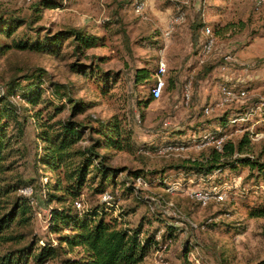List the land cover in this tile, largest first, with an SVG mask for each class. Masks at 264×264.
Returning <instances> with one entry per match:
<instances>
[{
	"label": "rangeland",
	"instance_id": "1",
	"mask_svg": "<svg viewBox=\"0 0 264 264\" xmlns=\"http://www.w3.org/2000/svg\"><path fill=\"white\" fill-rule=\"evenodd\" d=\"M39 1L0 0V12L11 10L24 17H39L34 11ZM53 1L56 7L41 8L35 27L51 31L85 28L104 37L105 45L79 55L67 41L60 56L6 48L0 51V94L5 93L11 77L23 75L31 67H44L51 80L71 86L75 99L92 103L78 119L94 122L117 114L132 128L136 146L158 147L154 151L136 147L132 152L114 150L109 162L124 171L119 179L127 174L124 168L140 169L147 176V182L142 184L131 179L136 189L129 194H125L121 182L107 188L115 194V213L124 209L129 227L143 223L146 233L158 229V239L167 230L173 233L172 240L153 249L144 264H257L264 259V217L249 214L252 207L264 204V171L241 165L237 171L225 169L207 178L174 167L188 160H201L215 144L209 135L215 131L235 141L248 131L253 141L250 152L264 162V0H146L142 14L135 11L134 0ZM199 10L205 27L212 29L215 38L203 62L197 60L202 46H192L189 28ZM179 16L183 20L172 28L171 21ZM24 30L20 28L12 37L0 34V44H11L13 37H19ZM167 31L169 36L165 35ZM201 38L202 44L206 39L202 31ZM161 54L168 63L166 87L170 79L174 87L165 88L161 98L145 107L143 101L150 96L153 82L137 83L135 74L142 67L156 71ZM74 62L118 73L119 81L109 82L102 91L99 83L71 68ZM205 68L207 73L200 78ZM223 85L245 89L247 95L221 103ZM11 100L23 103L15 102L12 96ZM207 106L212 109L210 113L205 112ZM39 107L32 106L30 112L22 109L28 121L19 146L25 149L26 156L20 159L17 169L25 179L33 181L34 189L30 196L34 214L23 230V244L40 239L41 245L57 235L49 229L51 205L43 188L55 176L43 166L39 168L35 161L39 129L31 115ZM68 113L66 110L59 117ZM246 113L243 123L226 127L220 124L222 116ZM171 142L182 149L163 151ZM152 172L155 175H150ZM215 187L222 191L224 200L211 198L203 204L196 199L195 192ZM80 200L86 209L100 202L101 195L94 192L93 186H87ZM29 264L34 263L31 260Z\"/></svg>",
	"mask_w": 264,
	"mask_h": 264
},
{
	"label": "trees",
	"instance_id": "2",
	"mask_svg": "<svg viewBox=\"0 0 264 264\" xmlns=\"http://www.w3.org/2000/svg\"><path fill=\"white\" fill-rule=\"evenodd\" d=\"M43 7L54 8L56 3L53 0H40L34 10L39 17H24L11 10L0 12V34L12 37L20 28H25L19 37H13L11 44H0V51L13 48L60 56L65 43L70 41L75 54L85 55L86 50L105 45L104 37L85 28L51 31L35 27ZM204 27L203 13L199 10L189 26L192 46L198 49L202 45L201 31ZM71 68L99 83L102 91H105L106 84H116L120 77L118 73L105 72L95 65L81 62H74ZM207 70L205 68L199 74L200 78ZM155 74L156 71L147 67L138 68L135 81L154 83ZM7 85L5 93L0 94V264H29L31 260L34 264H144L153 249L172 240L171 230L165 231L162 239H158V229L146 233L143 223L134 228L127 226L128 214L124 209L115 213V200L112 204L100 200L86 209H79L75 205L87 186H93L94 192L102 195L109 186L121 182L125 194H129L136 189L131 179L141 177L147 182L146 174L140 169L124 168L127 174L119 179L124 171L109 165L113 154L111 151L132 152L135 147L154 151L158 147L146 144L136 146L132 128L117 114L94 122L86 118L78 119L80 114L92 107V103L75 99L71 86L51 80L44 67H31L23 75L11 77ZM168 87H174L172 79ZM15 94L23 98L22 104L11 100ZM154 100L150 93L143 101L144 106L148 107ZM38 105L40 107L36 113L31 115L39 129V150L35 161L39 168L43 166L55 176V180L49 178L43 188L51 205L49 229L57 235L56 239L42 241L41 245H38L40 239L23 244L26 237L23 230L34 212L33 198L20 190L32 186L33 181L25 179L17 169L20 159L26 156L25 149L19 146L25 137L28 121L22 109L24 107L30 112L32 106ZM66 110L68 115L59 117ZM231 118L222 116L220 124L223 127L230 125ZM213 134L218 137L226 135L221 131ZM252 142V134L247 131L238 141L225 139L222 150L212 145L201 160H188L174 167L187 174L207 178L218 172L221 174L225 169L237 171L241 165L261 173L264 162L250 152ZM103 149L107 151L102 153ZM154 172L150 175H155ZM163 178L162 173L161 180ZM249 214L264 217V204L252 207ZM257 264H264V259Z\"/></svg>",
	"mask_w": 264,
	"mask_h": 264
},
{
	"label": "built area",
	"instance_id": "3",
	"mask_svg": "<svg viewBox=\"0 0 264 264\" xmlns=\"http://www.w3.org/2000/svg\"><path fill=\"white\" fill-rule=\"evenodd\" d=\"M146 7H147V1L146 0H134V9L137 13L142 14L146 10ZM182 20H183L182 16L174 18L170 23L171 27L173 28V26L176 22H179ZM202 33L206 36V39L204 40V42L201 45L202 51L200 53V60H199L200 62H203L204 57L212 51L213 46L215 44V38L213 35V31L209 26L204 27L202 30ZM165 35L169 36L170 31H167V33ZM167 66H168L167 60L165 59L164 55L161 54V57L159 58L158 65H157L155 80H154V83H153V85L151 87V91H150L151 95L155 99L161 98L163 95L164 89L166 88ZM191 84L192 83L190 81L186 87L187 91L185 94V99L187 100V102L190 100V89L192 87ZM221 94H222L221 103H224L227 101L244 99L247 95V91L245 89H238L237 90L232 86L223 85L221 87ZM12 98L15 102H19V101L24 102L23 98L19 94L13 95ZM211 110L212 109L210 106L205 107L206 113H210ZM246 120H247V113L232 117L230 124L231 125H238L240 123L245 122ZM209 135H210V141H213V143H215L214 146L217 149L222 150L223 142L225 140V135L219 136V137L215 136L214 134H211V133ZM180 149H182V147L180 145L169 143L166 146H164L163 151L171 152V151H178ZM136 180H137V182H139L141 184L145 183L141 177L137 178ZM20 192L22 194L30 197L32 195V193L34 192V189L30 185V186H26V187L22 188L20 190ZM195 197L198 201H200L203 204L208 203V201L211 198H215L216 200H224V195H223L222 191L218 190L217 187H215L214 189H211L209 191L199 190V191L195 192ZM101 200L107 204H112L115 200V194L111 191H105L101 195ZM75 205L79 209H81L83 207L81 200H77L75 202Z\"/></svg>",
	"mask_w": 264,
	"mask_h": 264
},
{
	"label": "crops",
	"instance_id": "4",
	"mask_svg": "<svg viewBox=\"0 0 264 264\" xmlns=\"http://www.w3.org/2000/svg\"><path fill=\"white\" fill-rule=\"evenodd\" d=\"M167 47V46H166ZM197 60H200V54H199V59H197Z\"/></svg>",
	"mask_w": 264,
	"mask_h": 264
}]
</instances>
